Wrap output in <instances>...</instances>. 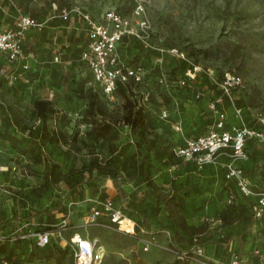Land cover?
I'll return each instance as SVG.
<instances>
[{
  "label": "rangeland",
  "instance_id": "obj_1",
  "mask_svg": "<svg viewBox=\"0 0 264 264\" xmlns=\"http://www.w3.org/2000/svg\"><path fill=\"white\" fill-rule=\"evenodd\" d=\"M12 2L21 12L41 21L39 26L31 27L25 33L22 62L12 65L0 52V101L16 118L9 130L21 139L24 148L34 147L39 135L42 121L31 111L32 101L36 98L50 99L59 109L56 116L65 115L70 120L64 127L68 133L74 129L82 132L86 127L82 120L85 100L75 96L74 84H68L73 71L85 74L84 66L77 61L79 44L75 43V38L85 37L78 30H84V27L80 25L71 35V25L67 28L52 25L53 2L78 4L94 17L114 9L132 20L139 36L130 37L122 43L118 53L121 58L123 55L126 65L142 68L144 78L135 90L143 94L145 109L156 115L159 121L155 127L149 126L145 137L139 139L142 152L150 150L146 171L140 164L142 155L135 151L137 134L123 123H117L116 137L112 141L88 143L80 150L67 149L68 146L62 143L45 142L41 150L34 149L33 153L40 150L54 165L47 184L45 163H36L19 153L0 135V213L21 215L58 201L66 205L72 202L66 236L75 231L95 238L104 251L103 264H173L176 261L178 264H202L198 256L193 255L191 259L179 257V251L171 244L174 231L179 245H186L189 233L180 225L184 221L186 225L203 227V231L194 236L195 239L199 241L210 237L212 240L209 250L206 245L210 261H227L231 251V234L236 225H241V220L237 218L238 205L245 199L238 193L234 199L228 200L222 173L217 168L195 167L180 156L170 155L167 132L173 126L171 118L177 117L175 107L182 100L176 94H180L181 98L188 97L198 90L204 92V98L186 103V128L189 127L193 133L205 134L213 127L209 114L199 107L205 105L208 96H218L214 80L228 69L244 79V87L235 93L237 104L242 107V119L231 114L232 106L223 98L219 103L228 114L227 126L229 129L237 128L243 121L248 127L264 132V0ZM3 7L8 12L0 21V28L9 27L17 18V11L9 0H0V11ZM64 55L70 59L63 61ZM158 57L161 60H156ZM23 63L27 67H23ZM193 66H197L198 70L194 79H189L190 86L180 87L176 80L188 77L184 72ZM161 71L170 79L167 86L160 80ZM119 101L115 106L117 110H120ZM165 108L169 114L161 116ZM55 121L56 117L52 115L47 120L48 128L55 126ZM2 129L0 111V131ZM245 145L250 151L264 153V138L247 137ZM164 148L163 154H157ZM91 160L116 167V179L124 197L116 193L111 177H98L92 184L82 181L75 191L68 190L63 175L69 169ZM178 185L186 190H179L185 198V206L181 210L173 207L169 211L166 203L162 200L159 204V200ZM103 193L112 197L123 212L137 219L142 215L144 223L138 224L144 226L145 231L128 236L100 223L85 222L87 205L92 198ZM248 215L250 221L259 219L251 211ZM172 218L177 222H173ZM37 226L35 222L31 228ZM151 236H154L153 244L149 250H142L140 239H150ZM51 241L55 245L58 238L53 237ZM222 243L226 244L223 246ZM18 245V250L24 255L33 247L29 239ZM219 251L224 257L228 255L227 259H215ZM70 260L69 252L63 255V264H70ZM30 264L57 263L53 257H37Z\"/></svg>",
  "mask_w": 264,
  "mask_h": 264
},
{
  "label": "built area",
  "instance_id": "obj_2",
  "mask_svg": "<svg viewBox=\"0 0 264 264\" xmlns=\"http://www.w3.org/2000/svg\"><path fill=\"white\" fill-rule=\"evenodd\" d=\"M17 11V18L11 27L0 29V52L5 53L9 62H22L24 54L22 43L25 39V33L30 27L39 26L38 22L30 14L21 12L16 5L9 0ZM69 20L77 18L86 28L88 43L81 51L80 58L89 67L94 79L99 82L104 95L108 99H113L117 81H125L132 76L135 81L143 78L144 72L140 66L130 67L118 53L117 46L123 37L139 36L132 20L119 13L114 9L104 11L100 17H94L89 11L78 4L65 5L60 9L53 10L50 17ZM161 50L160 48H158ZM157 60H161L158 57ZM27 67L26 63L22 64ZM197 66L188 68L185 71L187 78L178 79V85H188L189 79H194ZM160 80L164 85H168V77L164 71L160 72ZM216 87L222 92L215 99L208 101V108L216 117V121L205 134L198 136H187L183 133L182 118L178 106L175 107L177 117L175 119L174 130L178 135V140L172 146L174 153L185 160L194 162L198 167L205 164L219 166L224 170L226 179L234 182L236 190L242 196L253 199L251 206L252 213L255 217L264 216V189H254L241 168L240 161L246 157L245 142L247 137L264 138V132L255 128L248 127L243 121H240L237 128L224 129L223 118L224 111L219 109L218 104L225 95L232 106L234 115L239 119L241 117V107L234 102L237 91L244 87V79L236 72L228 69L223 72L221 79H215ZM204 95L203 91H196L195 97L199 98ZM168 109H164L161 116H168ZM264 121V120H262ZM233 196L228 195L230 201ZM89 209L85 214V222L100 223L108 228L135 236L137 233L145 231L144 227L128 217L119 205L115 203L112 197L104 198L94 197L91 199ZM72 202L67 205L65 213H60L58 218L49 227L43 229L44 223L38 228L33 229L32 221L23 220L17 223L12 230H3L0 228V241L15 240L32 237L35 243L43 247L51 239L58 238V241L69 248L73 257V264H102L104 251L95 238L82 236L79 233H73L66 236L69 229V215L71 213ZM154 236L150 239H140L142 250L147 251L153 244ZM195 256L200 257L202 264H209L204 249L200 245L193 247ZM2 264H7L1 259ZM216 264H247L243 256L238 251H231L229 259L225 262ZM255 264H264L260 260Z\"/></svg>",
  "mask_w": 264,
  "mask_h": 264
},
{
  "label": "trees",
  "instance_id": "obj_3",
  "mask_svg": "<svg viewBox=\"0 0 264 264\" xmlns=\"http://www.w3.org/2000/svg\"><path fill=\"white\" fill-rule=\"evenodd\" d=\"M52 4H53L52 10L60 9L61 7L67 5L66 3L55 4V2H53ZM7 12L8 11L5 9V7H3L2 11H0V21L2 20L3 16L7 14ZM35 19L38 22H41L37 18ZM14 23L15 21L9 27L13 26ZM51 23L55 27L60 26L63 28H67L68 26L71 25L73 28L71 35L75 34L76 29L79 28L80 25L84 27L85 31L82 29H78V30H81L82 33L85 35V37L84 38L79 37V39L75 38V43L79 44V48L77 49L78 50L77 61H80V63L84 66L85 74L82 72L73 71L72 73H70L71 81H69L68 84H71V83L74 84L73 90H74L75 96L80 99L85 100V108L83 111L82 120L84 121L86 127L82 130V132H80L79 129H74L73 132L68 133V131L64 130V127L68 124L70 120L66 118L65 115H60L58 117L56 116V113L58 112L59 109H57V107L54 106L53 102L50 99L36 98L32 101L31 111L36 115L37 118H40L42 121L40 125V129H39V135L36 136L37 140H36V143L34 144V147L24 148L23 145L21 144L22 142L21 139L17 137L16 135H14L13 133H11V131L9 130L10 126L13 125L16 118L12 115V111L9 110L8 107H5L3 105L4 103L0 101V111L2 113V121H3V129L0 131L1 137L6 139L11 144L12 147L17 148L19 150V153L23 154L24 156H28L29 158H32V161L36 163L43 161L45 163L46 169H45L44 175H45V180H46L45 182L47 184V182H49L52 176V169L54 165L49 161L46 154L40 151L42 149V144L44 145L45 142L62 143L68 146L67 149L73 148L74 150H80L82 149L83 146H87L88 143L96 144L99 142L102 143L105 141H109V142L112 141V139L116 137L117 123H123L129 127L132 133L137 134L138 139H136L135 151L136 153L142 155V160L140 164L143 167L144 171H146L147 169L146 160L150 159V150L146 149L145 152H142L139 139L144 138L149 126L155 127V125H157L156 122H158L159 120L156 118V115L150 114L149 111L145 109L144 102L142 99L143 94L140 91L135 90V87L137 85L140 86V83L142 82L144 75L140 81H135L132 76H129L125 81H117L113 99H108L104 95L102 91V87L100 86L99 82H97L94 79L93 74L90 71L87 64L84 61H82L80 58L81 51L87 46V43H88V36H87L85 25L81 21H79L77 18H71L69 20L52 18ZM130 37H133V36L123 37L121 39V41L118 43V46H117L118 51H121L120 49L121 44L124 43ZM65 47H67V45H65ZM23 48H24V42L22 43V50L24 51ZM122 58H123V55H122ZM63 59H64L63 61H65V60H69L70 58L67 57V55H64ZM157 59L158 58H156V60ZM18 63L19 62H13L12 65H17ZM181 66H182V70H184L185 68L184 63H182ZM223 72L219 76V79L222 78ZM185 78L188 79V77H185ZM189 86L190 85L188 83V85L180 86V87L187 88ZM213 86L216 89V92L218 93V95H221L222 92L216 87L215 83H213ZM147 94H150V93L147 92ZM195 94L196 93L194 94L192 93L190 96L188 97L183 96L182 98L180 97V94L178 93L176 94V96L178 95L179 99H182V100H179L180 103H177V106L180 110V115L183 116L181 117L182 127H183V131L185 135L187 136H198L199 134H202V133H193L189 129V127L186 128L187 120H188V117L186 116L187 115L186 114V111H187L186 103H192L193 100L200 101L204 98V95L202 97L197 98L195 97ZM216 97L211 98L208 96V99L204 103L205 105H200V107L198 105L196 106V108L199 107L202 110L204 109V111L209 114V118H211L213 124L216 121V117L212 116L211 114L212 111L208 109L207 104L209 100H213ZM222 98L228 103V105H231L230 101L225 95H223ZM118 101L120 102L119 103L120 110H117L115 108L116 103ZM167 101L168 100H165V102ZM234 102L236 103V105L241 107L239 104H237L236 99L234 100ZM218 107L219 109L224 111V113L226 112L225 109L220 106V104H218ZM241 110H242V107H241ZM231 114L235 116L233 109H232ZM52 115H55L56 117L55 126L48 128L47 120L50 117H52ZM227 117H228V114L225 113V116L223 118V125H222V128L224 129H229V127L227 126V123H228ZM171 120L174 121L175 117L173 116ZM167 134L169 138L170 155H176L172 149V146L175 144L176 140L178 139L176 137L175 131L173 130V126L169 128V132H167ZM34 149H40V150H38L36 153H33ZM164 151H165V148L162 149L159 153L157 152V154H163ZM186 162L194 165L195 167H198L194 162L190 160H186ZM240 165H241V168L243 169L242 164ZM214 166H212V164H205L199 168H203V167L204 168H211V167L217 168L222 173V184H223L225 191L227 192V196L231 194L233 196L232 199H234L236 194H238L236 187L234 185V182L229 179H226L224 170L222 168L216 165ZM117 173L118 171L116 167H111V166L106 165V163H98L95 160H91L89 163H86V164L83 163L78 167L69 169L67 173L63 175V179L68 186V190H70V192H73L78 188V185L82 181H85L88 184H92L96 182L98 177H103V178L111 177L113 180V185L116 189V193L118 194L119 197H124L125 195L123 194V191H121L120 185L118 184L117 179H116ZM174 188L175 189H171L166 193L165 198L163 197L161 200H159V204L162 202V200L166 203L169 211L170 209L173 210V207H175L177 210H181L185 206V198L182 194L179 193V190H183V191H186V190L183 188L182 185H178L177 187H174ZM106 196L108 195L103 193V195H100L97 197L104 198ZM247 198H248V203L244 202L238 205L237 218L241 220V224L243 223L247 224L250 222V220L248 219L249 215L248 214L246 215V213L251 211L253 200H251L249 197ZM63 204L64 202L58 201L51 205L42 207L41 209H37L35 211L28 212L26 214H21V215L14 213L11 216H6L0 213V228L3 229L4 231L12 230L16 226L17 223H20L23 220H26V221H32L33 224L36 222L38 226L35 229H38L42 225V223H44V225L42 226H43V229H46L49 227L50 223H53L54 221L57 220L58 215L60 213L66 212L68 204L67 205L66 204L63 205ZM86 208L89 209V204L87 205ZM124 213L128 217L134 219L137 222V224L138 222L144 223L141 217L142 215H139L137 219V217H133L126 212ZM221 217L225 219L223 214H221ZM172 220L173 222L175 221V223L177 222L176 219L172 218ZM69 225H70V222H69ZM180 225L184 229L188 230L189 239L186 245H179V241L175 237L174 231L172 232L173 237L171 239V244L177 251H179L178 256L184 257L185 259H191L192 256L194 255L193 247H195L196 245H200L204 249L205 255L207 256V259H208V254L206 252L205 244L211 241L210 237H205L204 239L202 240L200 239L199 241L195 239L196 237H194L203 231V227L201 225H198V226L186 225L184 221L181 222ZM115 232L121 233L118 231H115ZM73 233H77V232L74 231V232H71L70 234H73ZM121 234H124V233H121ZM81 235L85 236L83 234ZM125 235H128V234H125ZM128 236H131V235H128ZM90 238H93V237H90ZM25 239H29L33 243V247L31 248L29 253L26 255H24L22 251L18 250V246H19L18 244L20 242L25 241ZM54 244L55 245H53L52 241H50L47 245L40 247L35 243L32 237L0 241V264H2L1 259H4L7 262V264H30L34 260V258H37V257H46V258L53 257V259L55 260L57 264H63L62 262L63 255H65L67 252H69L71 256L70 264H73V257H72V254L70 253L69 248L66 246H63L59 241H56V243ZM231 251H234V250H231ZM177 262L178 261H176L173 264H178ZM216 263L217 261L213 262L209 260V264H216Z\"/></svg>",
  "mask_w": 264,
  "mask_h": 264
},
{
  "label": "crops",
  "instance_id": "obj_4",
  "mask_svg": "<svg viewBox=\"0 0 264 264\" xmlns=\"http://www.w3.org/2000/svg\"><path fill=\"white\" fill-rule=\"evenodd\" d=\"M172 125L174 130L175 120L172 122ZM176 137L178 139L177 133ZM244 149L246 152V157L240 161V164H242L246 176L248 177L252 187L254 189H264V175L261 176V173H264V158H262L264 157V153H260L256 150L250 151L246 148V145ZM243 198L245 199V201H243L242 203H248V198L245 196H243ZM250 199L253 200L252 198ZM247 214L248 213H246V215ZM233 231L234 232L231 234L232 240L230 250L240 252L243 256L244 262L247 264H255L260 260H264V216L260 217L255 222L250 221L247 224L243 223L240 226L236 225ZM225 244L226 243H222L223 246ZM206 245L208 246L209 250V248H211L209 246L213 245L212 240L205 244V248ZM218 246L220 245L218 244ZM218 254L219 256L214 258L223 259V252L220 253L219 251ZM228 255H226L224 259H227Z\"/></svg>",
  "mask_w": 264,
  "mask_h": 264
}]
</instances>
